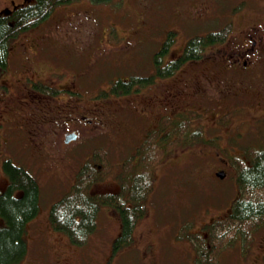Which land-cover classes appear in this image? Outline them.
<instances>
[{
	"label": "rangeland",
	"instance_id": "obj_1",
	"mask_svg": "<svg viewBox=\"0 0 264 264\" xmlns=\"http://www.w3.org/2000/svg\"><path fill=\"white\" fill-rule=\"evenodd\" d=\"M80 2L78 10L53 13L39 27L22 32L14 43L33 49L29 45L31 40L44 36V42H39L68 50L72 54L69 58H53L55 63H50L56 67L44 81L48 86H68L70 73L62 75V67L78 70L79 88L87 90L90 97L99 95L84 102L79 98L77 102L84 103L83 113L103 125L91 131H80L77 142L64 144L63 134L73 125L55 131L59 125L56 120L64 125L66 119L64 114L56 117L53 112V98L45 93L51 92L48 87L43 91L40 88L33 90L34 95L30 92L31 108L27 102L23 105L26 107L24 113L19 110L25 119H19L18 129L12 133L14 141L10 133L0 127V139H11L0 158L11 157L16 164L29 168L39 177L42 187L37 217H44L38 229L42 238L35 239L39 248L30 264H197L193 243L182 236V228L188 223L187 233H195L202 226L203 231H207L205 223L225 211L236 195L235 174L231 175L229 166H223L222 160L227 158L223 148L236 151L237 147L240 150L248 143L256 144L260 140L264 129V52H261L263 56L256 53L247 71L212 72V62L202 61L185 62L179 72L173 74L175 84L184 82L189 94L181 92L175 102L165 104L167 111L186 109L189 103L184 105L182 102L188 96L195 97L188 107L197 108L201 115L193 124H202L205 137H215L214 144L209 141L189 146L178 143L172 153L155 166L154 191L146 199V214L138 221L130 245L114 248L121 228L117 220L119 215L109 205L101 207L98 233L94 232L83 245L69 242L65 233L51 231L45 218L49 220L52 204L71 187L78 165L98 147L107 150L112 170L105 180L92 187V192L118 191L117 174L124 158L133 155L143 143V135L139 136L137 131L135 135L130 133L133 125L129 124V115L133 113L138 118L145 112L154 124V116L162 113L160 108L153 106L154 100L149 95L157 94V88L150 90L149 96L143 91L129 94L121 91L114 95L104 94L103 90H109L118 78L154 74L153 60L165 38L172 37V44L163 56L164 61L178 57L189 37L219 30L226 27L229 20L232 28L228 39L232 40L230 37L240 32L244 34L246 25L264 22V0H109L93 5H89L88 0ZM41 62L44 66L42 74L48 76L45 67L48 60ZM23 67L15 62L6 69L4 81L10 84L13 94L0 99V113L5 108L4 103L16 105L18 97L19 103L26 100L21 78L29 73H24ZM12 75L21 81L12 79ZM163 78L160 83L168 81L165 86L170 93L174 87L171 77L157 76L143 87L154 86ZM135 101L139 103L132 108L131 103ZM62 102H65V95ZM231 110L230 120L223 121L221 114ZM183 115L180 113V118ZM13 142L15 144L10 146ZM221 168L227 170L225 177L218 175ZM6 177L0 165L2 190L8 185ZM262 231L247 253L239 247L229 248L219 264H250L255 256L258 259L254 264H264ZM26 238L32 243L31 235L26 233Z\"/></svg>",
	"mask_w": 264,
	"mask_h": 264
},
{
	"label": "trees",
	"instance_id": "obj_2",
	"mask_svg": "<svg viewBox=\"0 0 264 264\" xmlns=\"http://www.w3.org/2000/svg\"><path fill=\"white\" fill-rule=\"evenodd\" d=\"M56 4V0H39L19 14L17 18L19 22L15 27L22 31L49 19ZM231 28L232 24L229 20L227 26L219 30L189 37L182 54L175 59L176 61L168 63L164 61L163 56L168 53L172 37L168 40L165 38L153 60L156 69L154 74H146L144 78L133 76L130 82L118 78L109 87L110 89L103 90V93L107 94L110 90L127 93L135 85H148L157 76L173 74L184 61L208 62L207 55L211 47L225 41L231 34ZM11 31L13 27L0 22V62L3 63L6 47L12 37ZM232 113L233 110L221 114L220 118L228 122ZM199 116L200 111L197 110L184 114L177 120L165 117L162 126L173 124L171 131L165 138L163 137V141L158 140L160 131L150 132L138 149L140 157L135 159L133 155H129L124 158L117 174L120 179V189L116 192H92L95 183L105 180L112 170L111 158L107 150L102 147L94 150L92 155L89 154L87 157L88 160L85 159L78 165L71 187L52 204L49 220L45 218L50 230L65 233L69 236V242L83 245L94 232L98 233L101 207L109 205L108 207L114 208L119 215L117 220L121 228L115 238L114 248L130 245L134 240L138 221L146 214V199L154 191L155 166L172 153L174 145L178 143L189 146L209 141L210 144H214L215 137L206 138L202 124L197 126L193 124L194 119ZM260 134L262 139L260 137L259 142L248 143L249 145L243 146L240 150L237 147V152L228 147L223 148L227 155V158L222 160L225 162L223 166H229L231 175L235 174L234 185L237 186L234 193L236 195L230 200L232 203L227 204L225 211L212 216L210 223H205L207 231H203L204 226H202L195 233H187L188 223L182 228V236L190 238L193 243L197 264H219L221 257L228 253L225 251L233 247L242 248L245 254L257 240L258 234H263L264 129ZM2 169L8 177V185L5 189H0V264H30L31 258L37 253L36 249L39 248L36 240L42 238L38 229L41 227L40 220L44 217L37 219L40 213L42 188L40 179L38 180L39 177L37 178L29 168L18 165L11 159L2 163ZM224 171L226 173L227 170ZM26 233L31 235L32 243L27 241ZM256 258L257 256L253 257L250 264L257 262L258 258Z\"/></svg>",
	"mask_w": 264,
	"mask_h": 264
},
{
	"label": "flooded vegetation",
	"instance_id": "obj_3",
	"mask_svg": "<svg viewBox=\"0 0 264 264\" xmlns=\"http://www.w3.org/2000/svg\"><path fill=\"white\" fill-rule=\"evenodd\" d=\"M38 1L39 0H0V22H5L6 25L13 27V31H11V34H10L12 37L9 39V45H7L6 47V55H5L4 63L0 62V99L4 100L6 98L12 97V94H13L10 84H7L4 81L6 69L11 68L13 63L16 62L18 63V66L20 65L24 66L23 67L24 73H29V75H24L21 78L22 82L25 84L24 95H25L26 100H24V102L19 103V99H18L19 97H18L17 98L18 104L16 105H8L4 103L5 108L2 109L0 113L1 114L0 115V127L8 131L12 137L13 131H15V129H18L17 127L19 125L18 124L19 119H22V120L25 119V117H22V114L19 110L23 111V113L26 110V107H24L23 105L27 102H30L31 100L30 92H33L32 95H34L35 94L34 92L36 91L37 88H40L43 91L49 87V91L51 92L50 93L45 92V93L50 94L53 98V101H54L53 104L55 106L53 112H56L57 114L56 117L63 116L64 114L65 119H66V122L64 125L58 119L56 120L59 122V125L55 129V131L59 132L60 127H69L70 124L73 125L71 128L70 127L69 129L67 128L65 130V133L63 134L64 144H69L71 142H77V140L80 139L81 137L80 131H83V130L91 131L93 129H96V127L98 126L100 127L103 126L100 123H95L97 121H95L94 118H89L88 114L83 113V110H85L84 103H83L84 100L87 101L89 100V98L94 99V97L95 96L97 97L99 93L95 94L93 97L92 96L90 97L87 94V90H85L84 88H79L78 86V82L80 78L78 70L76 71L72 69L69 71L68 68H66L65 66L62 67V71L60 73L62 75L66 73H68L69 75L70 73V79H69L70 83L68 86L54 87L53 85L48 86V84H46L44 80H46L49 77V75L54 72V69L56 67L54 64H52V63H55V60L53 58H57L61 56L64 59H66L72 55V54H69L70 52L66 50L63 46H61L60 49H58L57 45L55 44L41 43V42H44V39H46V37L44 36H38V38L31 40L29 45L31 47H34L33 49L27 48L26 45H16L18 47L15 46L14 43L17 39H19L18 37L20 36V34H22V32L30 30V29H35L47 20V19L43 20L42 22H39V24L30 26L28 27V29H24L22 31L20 30V28L15 27L16 25H18V22H19V20L17 19L19 17V14L24 9L28 8L29 6L35 5ZM56 1H57L56 7L50 14V17L52 16L53 13H57L58 11L62 12V11H65L68 9H74V8L78 10L80 8L78 6L81 3L80 0H56ZM88 1H90L88 2L90 3L89 5H93L95 3L94 0H88ZM103 2H106V1H103ZM78 16H80V14H78ZM87 17H88V14H87ZM245 27H247L246 29L247 31L244 34L240 32L238 35L236 34L232 35V37H230L232 38V40L228 39L229 37H227L225 41L219 42L220 44L214 45L215 47H211L212 49L207 56L209 58L208 63L212 62L211 64L213 65V68H214L212 72L219 71V73L220 72L222 73V72H225V70H233V69L247 71V69H249L251 61L256 56V53L261 54V56H263L261 52H264V22L263 23H250L246 25ZM181 54L182 52L178 54V57ZM178 57L168 58L167 60H165V62L168 63L171 61H176L175 59H177ZM44 59L48 60V65L45 66L48 71L46 75L48 76H45L44 74H42L44 66L42 65L41 61H44ZM185 62L195 63L196 61L194 60L184 61L182 64L179 65L178 68H176L173 74H175L176 72H179V70L182 68ZM190 72L192 71L190 70ZM32 73L34 74L31 75ZM173 74L165 76V78L171 77L172 78L171 82L173 81L174 87L170 91V93L166 91V86H165L168 83V81L167 83L165 82L160 83V82H163L162 80H164V78L161 79L159 83L157 82L154 86L149 85L146 88H144L143 86H146V85H138V86L135 85L134 87L130 89V91H128L127 93H124V94H129V93L142 92V91L146 92L145 94H147V96L150 95L153 98L154 100L153 106H156V108H160L161 109L160 111H162L160 115H157L154 113V115H157V116H154L155 117L154 124H151L153 120L151 119L150 115L146 114L145 112H143L142 114H139L140 116L138 118H136V116L133 113L129 115V119H128L130 121L129 124L133 125L130 133L135 135L134 132L137 131L139 136L143 135V138H142L143 142L145 141L146 137H148V134L155 130L160 131L158 140L163 141V137L165 138V136L168 135L173 125L172 124V125H168L167 127H163L162 122L165 117H170L173 120L175 119L177 120V119H180V116H179L180 113L188 114L191 111L198 110L195 107H188V105L190 104L189 101L196 100L195 97L190 98L189 96L188 97L185 96L187 97L186 98L187 100H184L182 103L184 105L189 103L186 109L180 110V108H177L174 110L171 109L167 111V107L165 106V104L168 105L169 102H175L177 100V95H179L181 92L182 93L185 92V94L187 95L189 94V90L186 91L188 86L184 82H177L175 84L176 77L173 76ZM133 76L127 77L125 80L130 82L131 81L130 79L133 78ZM140 77L144 78L146 76L143 75ZM11 78L12 79L14 78L17 82L21 81L13 75ZM156 88H157V94L153 96L152 94L148 95L150 90H153ZM64 91H67V92H64ZM108 93L116 95V92H111V90ZM64 95H65V102L63 103L62 97ZM147 96L145 95V97ZM79 98L80 100H83V102L78 103L77 101H79L78 100ZM31 102L29 103L28 108L29 107L31 108L30 106ZM137 103L139 102L137 101H135V103L132 102L131 107L133 108V105H136ZM143 103L144 105H147L146 102H143ZM132 108L130 110L134 112ZM67 116H69L70 118L67 119ZM73 135H75L76 137L73 138L72 137ZM68 138H71V139H68ZM48 139L50 140L51 138H48ZM53 141L54 140H52V142ZM7 142H11V139L9 141H2L0 139V146H2L1 151H0V157H1V152L4 149H7L9 147ZM14 144L15 142H13V144H10V146H13ZM142 144L140 145V147L142 146ZM138 149L133 154L135 159H138L140 157ZM90 155H92V153ZM7 159H11L13 162H15L13 158L11 157L0 158L1 169H2V163ZM118 180L120 184V179ZM98 182H101V181H98ZM108 192H111V191H108ZM112 192H116V191H112Z\"/></svg>",
	"mask_w": 264,
	"mask_h": 264
},
{
	"label": "water",
	"instance_id": "obj_4",
	"mask_svg": "<svg viewBox=\"0 0 264 264\" xmlns=\"http://www.w3.org/2000/svg\"><path fill=\"white\" fill-rule=\"evenodd\" d=\"M72 137L75 138L76 136L73 135ZM72 137H71V138H72ZM71 138H68V139H71ZM225 174H226L225 171H219V172H218V175H219L220 177H225Z\"/></svg>",
	"mask_w": 264,
	"mask_h": 264
}]
</instances>
